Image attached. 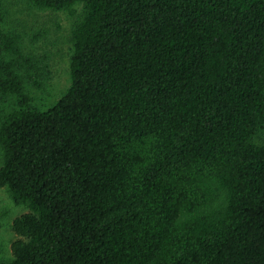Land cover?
<instances>
[{
	"label": "trees",
	"instance_id": "1",
	"mask_svg": "<svg viewBox=\"0 0 264 264\" xmlns=\"http://www.w3.org/2000/svg\"><path fill=\"white\" fill-rule=\"evenodd\" d=\"M5 1L0 264H264V0H27L75 17L50 104Z\"/></svg>",
	"mask_w": 264,
	"mask_h": 264
},
{
	"label": "rangeland",
	"instance_id": "2",
	"mask_svg": "<svg viewBox=\"0 0 264 264\" xmlns=\"http://www.w3.org/2000/svg\"><path fill=\"white\" fill-rule=\"evenodd\" d=\"M6 28L20 36V42L35 65L29 86L39 103H54L72 83V27L75 17L63 10L39 9L27 0H6ZM37 80V81H35ZM35 81V82H34ZM3 152L0 148V165ZM16 203L7 186H0V259L14 256L13 242L19 235L13 229L16 217L26 213Z\"/></svg>",
	"mask_w": 264,
	"mask_h": 264
}]
</instances>
